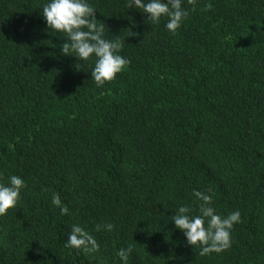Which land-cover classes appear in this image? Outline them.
<instances>
[{
  "label": "trees",
  "instance_id": "trees-1",
  "mask_svg": "<svg viewBox=\"0 0 264 264\" xmlns=\"http://www.w3.org/2000/svg\"><path fill=\"white\" fill-rule=\"evenodd\" d=\"M47 2L0 0V183L25 181L0 264H120L128 246V264H264V0H183L175 34L127 0H88L129 60L103 87L94 60L61 55ZM194 190L240 212L229 249L201 255L175 228L180 206L199 214ZM73 224L98 252L65 247Z\"/></svg>",
  "mask_w": 264,
  "mask_h": 264
},
{
  "label": "clouds",
  "instance_id": "clouds-1",
  "mask_svg": "<svg viewBox=\"0 0 264 264\" xmlns=\"http://www.w3.org/2000/svg\"><path fill=\"white\" fill-rule=\"evenodd\" d=\"M193 3L194 0H189ZM183 0H127L128 9H138L147 14V20L159 24L161 18H167L166 29L175 34L189 13L183 6ZM208 4L205 9H211ZM96 10L88 0H48L43 6L42 16L47 29L57 34H63L64 43L60 45L61 55L75 57L82 62L94 60L91 78L97 87H103L112 82L117 75L124 71L129 60L120 55L122 43L119 38L109 40L105 38V25L98 23ZM25 181L21 176L12 175L8 183H0V216H4L10 209L16 208L21 199V192ZM200 202L199 214L192 215L188 206H180L171 221L180 230L190 246H199L201 255L212 252L220 253L231 247V230L239 223V211L222 216L212 207V196L202 192H193ZM52 204L60 207L62 213H67V207L61 205V199L54 195ZM114 225L97 224L96 230L111 232ZM65 247L95 253L99 251L97 240L85 228L78 224L71 226L67 235ZM133 248H121L117 252L120 264H128Z\"/></svg>",
  "mask_w": 264,
  "mask_h": 264
}]
</instances>
